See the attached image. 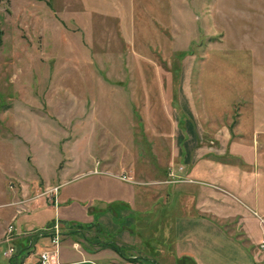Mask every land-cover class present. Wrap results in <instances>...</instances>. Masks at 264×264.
Here are the masks:
<instances>
[{
	"label": "rangeland",
	"instance_id": "374dc122",
	"mask_svg": "<svg viewBox=\"0 0 264 264\" xmlns=\"http://www.w3.org/2000/svg\"><path fill=\"white\" fill-rule=\"evenodd\" d=\"M0 26V199L51 197L95 166L133 180L143 205L156 197L157 214L182 218L193 179L207 210L238 209L237 157L210 155L228 164L189 177L183 153L246 145L235 131L253 78L264 83V0H0Z\"/></svg>",
	"mask_w": 264,
	"mask_h": 264
},
{
	"label": "crops",
	"instance_id": "0c3cea01",
	"mask_svg": "<svg viewBox=\"0 0 264 264\" xmlns=\"http://www.w3.org/2000/svg\"><path fill=\"white\" fill-rule=\"evenodd\" d=\"M262 85L264 88V83L253 78L246 104L238 108L239 126L235 132L240 140H246L245 146L236 142L239 145L234 146L235 151L205 147L185 149L183 153L189 177L196 168L206 171L210 163L228 164L225 158L210 159V155L224 156L228 150L237 157L241 175H236L232 185L233 196L240 203L236 204L238 209L207 210L204 199L208 196L204 195L203 184H199L203 180L193 179L199 182L196 189L200 193L196 199L181 193L182 218L157 214L156 197L143 205L141 188L128 176L88 167L83 173L63 177L54 185L51 197L0 199V245L14 247L10 256L4 254L6 247L2 250L6 260L0 264H39V252L51 246L49 226L55 222L61 231L62 264H264V197L259 199L258 190L260 185L264 187V94H259ZM178 154L177 150L174 155ZM215 201L227 202L219 196ZM124 206L134 208L138 216L127 217ZM214 217L235 218L234 226L205 222ZM124 218V223L116 227L115 219ZM10 223L13 230L7 240ZM251 223L258 226V233ZM212 235L237 249L234 260L231 254L226 255L230 250L223 245L224 251L217 254L209 242Z\"/></svg>",
	"mask_w": 264,
	"mask_h": 264
},
{
	"label": "built area",
	"instance_id": "2783aa9c",
	"mask_svg": "<svg viewBox=\"0 0 264 264\" xmlns=\"http://www.w3.org/2000/svg\"><path fill=\"white\" fill-rule=\"evenodd\" d=\"M51 229V246L45 248L39 252V264H62L59 256V241L61 236V231L58 224L55 222L49 227ZM13 230V225L10 223L6 229V239L10 238V233ZM14 252V247L12 245L4 251V254L10 256Z\"/></svg>",
	"mask_w": 264,
	"mask_h": 264
},
{
	"label": "trees",
	"instance_id": "16d2710c",
	"mask_svg": "<svg viewBox=\"0 0 264 264\" xmlns=\"http://www.w3.org/2000/svg\"><path fill=\"white\" fill-rule=\"evenodd\" d=\"M2 36H3V29H2V27L0 26V46H1L2 41H3ZM53 224H54V223H53ZM53 224H50V225H53ZM78 226L81 227L82 225L78 224ZM49 227H50V226H49ZM87 227H88V226H87Z\"/></svg>",
	"mask_w": 264,
	"mask_h": 264
}]
</instances>
